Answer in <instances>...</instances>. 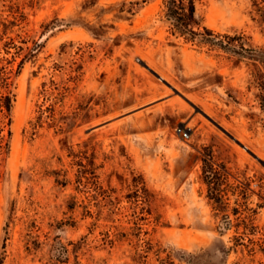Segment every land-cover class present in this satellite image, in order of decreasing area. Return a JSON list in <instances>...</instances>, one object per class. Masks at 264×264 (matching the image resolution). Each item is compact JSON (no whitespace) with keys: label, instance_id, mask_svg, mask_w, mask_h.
Instances as JSON below:
<instances>
[{"label":"rangeland","instance_id":"obj_1","mask_svg":"<svg viewBox=\"0 0 264 264\" xmlns=\"http://www.w3.org/2000/svg\"><path fill=\"white\" fill-rule=\"evenodd\" d=\"M194 17L0 0V264H264V0Z\"/></svg>","mask_w":264,"mask_h":264},{"label":"trees","instance_id":"obj_2","mask_svg":"<svg viewBox=\"0 0 264 264\" xmlns=\"http://www.w3.org/2000/svg\"><path fill=\"white\" fill-rule=\"evenodd\" d=\"M165 16L171 23L174 33L182 35L190 41H197L212 45L215 43L213 32L201 27L202 30L194 29L195 21V0H164ZM199 28V27H198Z\"/></svg>","mask_w":264,"mask_h":264},{"label":"built area","instance_id":"obj_3","mask_svg":"<svg viewBox=\"0 0 264 264\" xmlns=\"http://www.w3.org/2000/svg\"><path fill=\"white\" fill-rule=\"evenodd\" d=\"M176 131L183 137H187L186 129L183 127H176Z\"/></svg>","mask_w":264,"mask_h":264},{"label":"water","instance_id":"obj_4","mask_svg":"<svg viewBox=\"0 0 264 264\" xmlns=\"http://www.w3.org/2000/svg\"><path fill=\"white\" fill-rule=\"evenodd\" d=\"M159 77V76H158ZM232 137V136H231ZM243 146V145H242ZM244 147V146H243Z\"/></svg>","mask_w":264,"mask_h":264}]
</instances>
